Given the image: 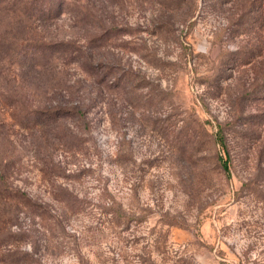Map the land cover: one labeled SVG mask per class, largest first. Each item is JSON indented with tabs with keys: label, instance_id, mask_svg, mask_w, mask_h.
<instances>
[{
	"label": "rangeland",
	"instance_id": "374dc122",
	"mask_svg": "<svg viewBox=\"0 0 264 264\" xmlns=\"http://www.w3.org/2000/svg\"><path fill=\"white\" fill-rule=\"evenodd\" d=\"M0 264H264V0H0Z\"/></svg>",
	"mask_w": 264,
	"mask_h": 264
},
{
	"label": "trees",
	"instance_id": "16d2710c",
	"mask_svg": "<svg viewBox=\"0 0 264 264\" xmlns=\"http://www.w3.org/2000/svg\"><path fill=\"white\" fill-rule=\"evenodd\" d=\"M57 14V13H55ZM64 46V45H63ZM48 49L52 50V46H47ZM81 105L77 104L76 106H71L69 108H64V109H60V111H66L63 112L64 115H67L68 117H73L76 118L77 121V127L78 128H87V125L85 124V118L83 115V112L81 110ZM215 142L216 145L219 147L218 149V156H217V161L218 164L220 166V168L222 169V171L226 174L229 175V159H228V155H227V148H226V143H225V139L224 136L222 134V131L219 129L218 132L215 135ZM225 153V155L223 156L221 153Z\"/></svg>",
	"mask_w": 264,
	"mask_h": 264
}]
</instances>
